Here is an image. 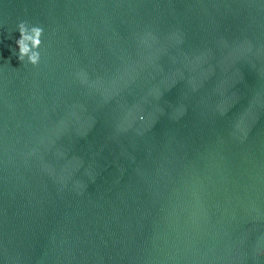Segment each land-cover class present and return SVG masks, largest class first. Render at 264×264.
<instances>
[{
    "label": "water",
    "instance_id": "water-1",
    "mask_svg": "<svg viewBox=\"0 0 264 264\" xmlns=\"http://www.w3.org/2000/svg\"><path fill=\"white\" fill-rule=\"evenodd\" d=\"M0 264H264V0H0Z\"/></svg>",
    "mask_w": 264,
    "mask_h": 264
},
{
    "label": "clouds",
    "instance_id": "clouds-1",
    "mask_svg": "<svg viewBox=\"0 0 264 264\" xmlns=\"http://www.w3.org/2000/svg\"><path fill=\"white\" fill-rule=\"evenodd\" d=\"M15 48L12 50L16 59L23 65L36 66L42 59V37L44 28L28 21L19 20L15 24Z\"/></svg>",
    "mask_w": 264,
    "mask_h": 264
}]
</instances>
